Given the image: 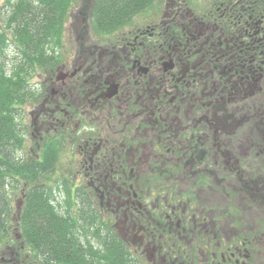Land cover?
Masks as SVG:
<instances>
[{
    "label": "flooded vegetation",
    "instance_id": "obj_1",
    "mask_svg": "<svg viewBox=\"0 0 264 264\" xmlns=\"http://www.w3.org/2000/svg\"><path fill=\"white\" fill-rule=\"evenodd\" d=\"M103 1L81 2L87 29L70 17L74 44L64 63L54 53L56 77L37 78L25 131L39 152L23 158L28 170L45 148L65 150L44 140L74 134L60 174L68 199L54 206L73 235L74 264H264V231L254 230L264 226V0H155L162 12L144 27L127 29L135 14L117 30L91 29L103 17L94 9L109 11ZM112 116L121 129L109 126ZM107 130L153 143L126 164L125 142L114 146ZM45 155L48 165L54 156ZM27 190L21 207L35 196ZM38 194L55 201L53 191ZM13 238L19 245L0 246V264H63Z\"/></svg>",
    "mask_w": 264,
    "mask_h": 264
},
{
    "label": "trees",
    "instance_id": "obj_2",
    "mask_svg": "<svg viewBox=\"0 0 264 264\" xmlns=\"http://www.w3.org/2000/svg\"><path fill=\"white\" fill-rule=\"evenodd\" d=\"M1 11L5 16V23L10 14H14L16 23L9 34L14 45V59L6 56L11 70L6 74L3 66L0 68V187L4 188L9 179H22L31 174L24 159L19 158L22 134L20 129L14 128V106L24 103L27 90L25 84L30 71L36 67H43L49 61L47 52L43 49L48 44L52 33L51 27L58 16H64L68 0H0ZM149 0H112L108 10L99 11L100 15L133 14L148 4ZM11 19V18H10ZM116 19L110 21L115 22ZM102 19V24L105 23ZM97 24L101 22L96 21ZM6 37L0 33V47H5ZM1 50V48H0ZM0 56H5L4 50ZM15 146V148L13 147ZM8 148V154L4 150ZM6 183V184H5ZM33 200L30 206H25L18 219L19 232L25 246L30 247L37 255H44L49 262L74 264L76 245L73 235L66 221H59L54 210L43 205L38 190L32 192ZM11 216L9 200L0 191V245L9 239L7 224Z\"/></svg>",
    "mask_w": 264,
    "mask_h": 264
},
{
    "label": "rangeland",
    "instance_id": "obj_3",
    "mask_svg": "<svg viewBox=\"0 0 264 264\" xmlns=\"http://www.w3.org/2000/svg\"><path fill=\"white\" fill-rule=\"evenodd\" d=\"M14 3H16V0H13ZM82 1L84 0H68V5H67V10L64 12V16H58L56 21L53 22V24L51 25V27L54 29L55 31V36H53V40L55 41V51H53V53H55L56 56L58 57H62L63 59H59V61L61 63H64L63 61L66 62V56L69 54V46H72L73 43V38H72V34L69 31V21L71 20L70 17L73 20L74 25H77L78 29H81L83 27V25L85 26V29H87V25L85 23L86 20H84V17L82 16V14L85 12L82 8ZM125 1V0H122ZM153 0H149L148 3H151ZM174 1V2H173ZM223 1V0H221ZM232 1V0H231ZM180 3V0H172L170 3L171 4H176V3ZM220 0H216V3H219ZM228 3V2H227ZM1 5L2 2L0 1V33H2L5 37V47H0V54H2L1 52H3L6 54L7 53V58L11 59L12 58V39L11 36L9 34V31L13 29V27H11L9 24L5 23V16L2 15V11H1ZM170 5V4H169ZM241 6H237L235 9H230L229 6H227V8L229 9V12L232 13L237 9H240ZM158 6L157 5H152L149 6V8H146L144 10V16H141V12L143 11V9L141 10V12H139V16H136L137 19L139 20L138 22H133L132 24L128 25L129 28H127L129 31H134L138 28H140V26H138L137 24H142V26L144 27L148 22L154 20V18H151V16L153 14H159L160 12H162V10L158 11L157 10ZM159 8L161 9V6H159ZM79 9V12L77 13V10ZM73 12V14H70ZM157 10V12H155ZM164 11L168 12V7L166 5V2L164 3ZM80 13V14H79ZM68 14H70L68 16ZM79 14V15H78ZM134 14V13H133ZM10 16L12 17V19L15 17L14 14H10ZM115 22H113L114 26H118L123 22V18L122 15H115L114 16ZM15 22V21H13ZM90 24L93 26L90 28H94L97 30H108L107 28H105L104 26H102L101 24H97L96 22L90 21ZM112 30H117L112 29ZM111 30V31H112ZM75 37V36H74ZM114 39V38H111ZM77 41V40H76ZM75 41V42H76ZM78 42V41H77ZM68 46V47H67ZM147 47V46H146ZM10 50H9V49ZM15 55V54H14ZM14 59V58H13ZM51 59V58H49ZM51 64V62H47V67L43 68L41 70H39L38 73V78L40 79L42 77L41 73H44L46 75V80L50 79V78H54L56 77V75H58V73L60 71H62V68H55L54 66H49ZM3 66V71L7 74V68H9L11 70V65H9L8 67V63L6 61L5 56L3 57L0 56V68H2ZM57 69V70H56ZM43 81V80H42ZM34 82V81H33ZM35 83V82H34ZM36 101H33V104ZM30 102L26 103L24 105H17L14 106L15 108L13 109V113L12 116L15 117L17 119V121L20 120L19 123H15L13 127L17 128V129H21L23 134H21V136L19 137L22 143V149H20V154L22 157H26V158H33L35 159V155L39 154V152L36 149L35 146V142L30 141L29 138L31 139L32 137L29 134H25L26 128H29L32 124V119L29 118V111L31 112V108H30ZM34 106V105H33ZM34 107H39V105H35ZM31 109V110H30ZM262 109H264V100H263V105H262ZM245 116H248V113H246ZM250 118V117H247ZM118 121L119 119L115 118V117H109V119L107 120L109 126L112 128L114 126V129H121L120 127H117L118 125ZM249 125V122H248ZM119 126V125H118ZM110 129V128H108ZM242 130V129H241ZM240 130V131H241ZM244 130V129H243ZM61 130H59L58 136H54V138H50L47 140L43 141V145L47 146V147H53L56 148L57 146H62L64 145L65 150H61L60 152L56 153L55 151H51V150H47L46 148L42 151H40V157L37 159V161H42L39 164H34L30 171H31V177L30 181L25 182L24 180H18L17 182H15V188L11 191H7L8 195L10 196V207L12 209L11 211V216L8 220V224H7V230L8 234H9V239L10 245H19V242L14 241L13 235L16 231V225L18 223V219L20 216V213L23 211V209L25 208V206H30L29 202L26 199V205L24 207H21V197H22V193L25 191V189L30 188L29 186L32 187V189L36 188L37 190L41 191L43 194L51 197L52 196V191H53V196L55 197V201L54 202H45L44 201V197L41 196V201L43 202V205L45 204L46 206L49 207V209L51 211L55 210L54 206H56L57 208H59L62 205H65L64 202L66 201V198L68 199L67 194L65 192H67L68 188L65 187V184L63 182V177L60 176L61 173H63L64 171L68 170V166H70L72 158L70 157V153H71V143L73 141V137L74 134H66L65 137L66 138H60L61 136H63L62 133H60ZM106 133L108 134V136L110 138H106L107 141H110L113 143L114 146H118V148L122 145L123 142H125L124 140H121V138H119L117 135H115V133L111 130H107ZM131 135H134L133 133H130ZM248 134V132H247ZM246 134V135H247ZM29 137V138H28ZM146 140L142 139V140H137V139H127L124 143V150H123V154H122V160H124V162L126 164H129V160H130V156H135L136 160L137 158H139L140 155L136 154V152H142L144 153L143 150V146H147L148 149L151 147V143H153L152 140L148 139V136H146ZM30 146L33 148V151H31L29 148ZM15 148V146H13ZM111 149H112V144H111ZM260 149V150H259ZM256 149V153L259 152V154H262L263 149L261 150V148ZM127 153V156L125 155V152ZM4 152L6 154H8V148H6L4 150ZM45 153H48L49 156H54L53 159L50 160V163L47 165H45V159H46V155ZM147 153H151L150 150L147 151ZM161 158V160L164 159L165 163L167 164L166 166L169 165V162H167V160L170 158V156L168 155H163ZM71 159V160H70ZM150 159H152V157L150 156ZM70 162V163H69ZM45 166L43 169L42 167ZM75 167L78 169V162L75 163ZM165 169L167 171V173L170 172V170L166 167V168H161L162 172H165ZM143 170L145 171H149L152 173L153 177L157 176V173H154V169L151 165H149V163H147L145 166H143ZM182 173H177L176 178H184V175H181ZM200 175V173H199ZM259 175H256L255 177L257 178ZM10 180H8L6 183H9ZM43 182V183H41ZM63 182L64 185H61ZM71 182V181H70ZM5 183V184H6ZM188 187L187 190L190 191H194V186L192 185V181H190V178L187 180ZM26 185H28L26 187ZM193 187V188H192ZM198 194V191L195 190V197H197L196 195ZM193 196V195H192ZM186 199H189L186 198ZM147 201H149V198L147 199ZM44 205V206H45ZM249 205V204H248ZM225 217V216H224ZM255 224V222H254ZM224 227V226H223ZM232 229V227L230 228ZM255 231H264V226L262 224V222L256 221V226L254 228ZM2 246V245H1ZM15 248H17L16 246H14ZM261 249V253L264 252L263 248H259ZM4 257H6V255L4 254ZM15 258H18L20 256L18 255H14ZM23 259V257H22ZM263 259V258H262ZM261 259V261H262ZM20 262H22V260H20ZM260 263V262H259ZM263 264V263H260Z\"/></svg>",
    "mask_w": 264,
    "mask_h": 264
}]
</instances>
